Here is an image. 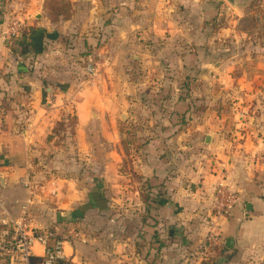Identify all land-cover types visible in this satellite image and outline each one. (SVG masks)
<instances>
[{"label":"crops","instance_id":"1","mask_svg":"<svg viewBox=\"0 0 264 264\" xmlns=\"http://www.w3.org/2000/svg\"><path fill=\"white\" fill-rule=\"evenodd\" d=\"M71 1L73 15L51 23L45 0H0V238L30 201L34 225L57 228L66 238L61 264H264V45L253 47L258 62L243 65L238 79L231 74L236 66L227 62L210 70L208 80L227 91L256 88L259 111L248 110L246 102L244 126L225 129L224 115L211 104L186 127L178 118L187 102L167 94L165 88L175 84L166 75L173 61L186 69L201 45L219 39L209 22L228 2L119 0L111 10L103 0ZM256 4L261 0L236 7L246 17L243 9ZM252 15L257 31H263L264 17ZM14 21L22 28L11 38ZM145 40L163 47L154 51ZM133 62L137 69L160 65L159 95L152 87L141 90L142 84L122 73ZM95 63L111 74L80 83L65 74L80 64L86 72ZM128 106L127 120L147 124L135 126L139 145L130 157V175L116 128ZM69 110L81 147L52 157L48 136ZM202 144L218 155L206 165L202 154L186 156ZM220 184L238 195L226 214L213 207ZM126 207L129 220H118ZM117 232L120 239H111ZM211 233L218 243L204 255ZM33 250L35 262L44 250L40 244Z\"/></svg>","mask_w":264,"mask_h":264},{"label":"rangeland","instance_id":"2","mask_svg":"<svg viewBox=\"0 0 264 264\" xmlns=\"http://www.w3.org/2000/svg\"><path fill=\"white\" fill-rule=\"evenodd\" d=\"M103 1L107 4L106 7L108 9L113 10L114 4H117L119 0ZM114 1L116 2L114 3ZM62 2L63 4H68L69 12H71L70 14L73 15L72 1L62 0ZM224 4H227V7H224L222 15L216 16L212 21L209 22L211 33H218L219 39L214 40V42H207V45H201L199 56L195 59L189 60V65L188 68L186 67V69L181 68L182 64L180 63V61H173V70L169 71L166 75L175 84V87L173 88L172 86H167L165 88V90L168 91L167 94H171L174 92L173 97H175L176 101L185 99L187 102V106L185 107V109H183V111L186 110V112L182 114L183 118H178V125L191 127L194 123V118H197L206 113L211 107V104L213 109H217L219 112H221L222 115H224L225 118L223 119V122L220 126H224L225 129H233L239 126H244L243 124L246 123V119H244V116H242V114H246V112L244 111L246 102H250L247 107L248 110L256 112L258 108L259 111V107L257 106L261 103H259L257 99L261 95L259 91L255 90L256 88L252 89V91H247V89H242L240 85H238L237 88L235 87L234 89H229L227 91V88H225L223 85L220 86L215 83H210L208 80L211 79L209 75L210 70L214 72L215 69L219 67H216V65L220 63L224 64L227 62H233L231 66H236V68L231 74L233 75L234 79H238L242 74L243 65L244 67H246L247 65L252 66V63L258 62L257 55L253 53V47L264 45V30L260 32L257 31L256 23L253 20L254 17L252 14L257 13L264 17V0H261L260 5L256 4L255 6H247L246 8H244L243 12H246V17H243L242 11H239L238 7L231 6L229 3ZM78 10L79 12L83 11L81 8ZM74 13L76 14V11ZM247 14L249 15L247 16ZM145 41L156 47L153 48L154 51L159 50L163 47L161 41ZM248 41L251 43H249ZM248 46L250 47L248 48ZM80 65L76 66L77 68L74 69L70 68V70L65 72L67 76H76V82L79 83L82 81H87V76L90 78L94 77L95 80L97 79V82L98 79L100 80V78H102L101 74H105L108 76L111 74L105 71L106 68L104 66L95 63V75H90L87 73V71L83 72V67H81ZM206 65L207 67H203ZM183 66L185 67V65ZM123 71L124 72L122 73L129 77L128 79H130L131 83L142 84L139 86L142 88L141 90H147V88L149 89V87H152L155 88V92L153 93L154 95L160 94L158 89L159 85L156 84L157 82L155 80V78H159L160 65L157 64L154 67L137 69L135 66V62H133L132 64L128 63ZM67 79L68 78H66V80ZM220 79L223 80L225 79V77H220ZM126 86H129V84L126 83ZM142 92L143 91H141V94H144V92ZM249 94L251 95L250 97L248 96ZM173 107H175V105ZM143 110L145 109L143 108ZM187 112L191 114L190 117L185 116ZM128 113H131L129 106L123 113L124 116L116 119V128L122 134L119 135V137L121 138L120 145L123 147L126 153L127 161H125V169L128 171V175H130L132 171L129 167L130 157L135 153V150L139 145V142L137 143L136 139L137 132L135 128L137 127L139 129L141 127L142 129H144L147 124L145 120L141 119L138 120V122L134 125V123L130 121V117L127 120ZM234 113H237L236 116H233ZM112 121L106 120V125H110V127L113 126ZM58 122L60 123V125ZM93 125H96V123H94ZM206 127L209 126L207 125ZM237 137L239 138L241 136ZM48 138L49 141H52L53 143L54 153L52 154V151L49 152L52 157H55L56 155L59 157H64L69 156L70 153L78 152L81 146H79L77 142V119L71 110H69L68 115L63 114L61 121H57V123L51 129V134H49ZM224 138L226 141L232 139L230 138V135H228V133H226V136ZM198 149L199 150L194 153L186 152V156H192L195 159H199L200 154H202L204 165H206L207 161L212 157H218L217 154H215L211 149H208V147H206V145L204 144H202V147ZM73 156L74 155H71V157ZM78 169L79 168H75L74 172H77ZM127 199L128 198H126L125 200ZM126 202L129 203L130 201L127 200ZM100 208H105V205L104 207H101L100 205ZM129 210L130 208L126 207V209H123V211L126 212H123L122 210L121 212L119 211L117 214H119L120 217L118 216L117 219L128 221L130 216L128 212ZM93 218V223H97L98 219H96L95 217ZM118 234L119 232L115 233L111 239L119 240L121 236H118Z\"/></svg>","mask_w":264,"mask_h":264},{"label":"built area","instance_id":"3","mask_svg":"<svg viewBox=\"0 0 264 264\" xmlns=\"http://www.w3.org/2000/svg\"><path fill=\"white\" fill-rule=\"evenodd\" d=\"M22 24L14 21L8 31L11 38H16ZM87 73L95 75V68L87 66ZM238 202L237 193L231 191L226 185L216 187L213 207L219 214L229 213ZM27 202L22 208L21 215L8 224L0 238V264H35L34 246L43 247V260L40 264H59L65 257L66 238L57 228H37ZM70 235H76L69 231ZM217 236L209 234L202 246V254L208 255L217 246Z\"/></svg>","mask_w":264,"mask_h":264},{"label":"trees","instance_id":"4","mask_svg":"<svg viewBox=\"0 0 264 264\" xmlns=\"http://www.w3.org/2000/svg\"><path fill=\"white\" fill-rule=\"evenodd\" d=\"M44 11L50 20L51 23H57L62 20H67L71 17V12H69V6L67 3L62 2V0H45L44 2ZM254 22L255 19L253 18ZM61 121V120H60ZM59 123V122H58ZM60 125V123H59ZM49 140V138H48ZM144 203L148 202L146 197H143ZM104 207V206H101ZM43 260V257L37 258L34 262L35 264H40ZM62 260L59 261L61 264Z\"/></svg>","mask_w":264,"mask_h":264},{"label":"water","instance_id":"5","mask_svg":"<svg viewBox=\"0 0 264 264\" xmlns=\"http://www.w3.org/2000/svg\"><path fill=\"white\" fill-rule=\"evenodd\" d=\"M228 3H230L233 6H242L245 3V0H226ZM209 136L207 137V142H209Z\"/></svg>","mask_w":264,"mask_h":264}]
</instances>
